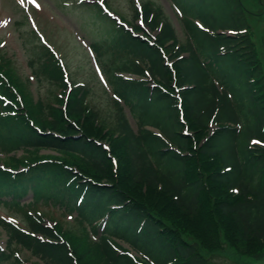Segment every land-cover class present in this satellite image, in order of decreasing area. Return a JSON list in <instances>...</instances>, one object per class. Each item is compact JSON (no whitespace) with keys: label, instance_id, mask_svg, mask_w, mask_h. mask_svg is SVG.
<instances>
[{"label":"trees","instance_id":"obj_1","mask_svg":"<svg viewBox=\"0 0 264 264\" xmlns=\"http://www.w3.org/2000/svg\"><path fill=\"white\" fill-rule=\"evenodd\" d=\"M171 1L183 39L144 0L133 22L147 32L112 23L93 43L108 114L88 83L65 95L63 66L43 45L31 75L0 49V209L22 218L0 216V264H24L19 251L36 264H211L226 244L264 264V69L251 13L242 0ZM41 203L69 227L46 225Z\"/></svg>","mask_w":264,"mask_h":264},{"label":"rangeland","instance_id":"obj_2","mask_svg":"<svg viewBox=\"0 0 264 264\" xmlns=\"http://www.w3.org/2000/svg\"><path fill=\"white\" fill-rule=\"evenodd\" d=\"M79 1L81 0H0L1 47L14 54V60L17 61L19 70L29 75L30 71L27 66L29 58L39 52V41L41 44H47L56 53L61 54V59H65L73 80L90 85V101L108 114L112 109L110 90L107 83H104V79L100 75L99 78L96 76L98 69L95 67V56L88 46L91 41L110 37L109 28H112V25L107 19L94 14L92 9L81 7ZM83 1L96 2V0ZM98 1L101 4L103 2V0ZM132 1L138 7L139 1L143 2L144 0H107L110 2V6L107 3L105 5L110 13L121 15L126 22H131L134 16ZM155 1L163 4L166 13H169L173 17V21L177 23L169 0ZM262 1V5L258 7L259 0H242L247 11L251 13V16H246V18L255 29L259 60L264 69V0ZM32 17L35 22L33 21L34 24L31 26ZM31 28H34L33 32H30ZM41 93L49 95L46 87L42 88ZM128 117L132 126L137 129V123L129 111ZM46 152L51 153L50 151ZM46 152H40V154ZM23 154V151H19L16 155L19 157ZM2 164L0 161V166ZM31 198L32 196L29 195L24 201L27 202ZM10 206H2L0 216H11L22 221L20 216L11 210L7 211ZM38 210L46 219L44 222L49 227L54 226L55 221H62L65 226L69 227L67 222H70L71 219L68 216L63 217L54 206L41 203ZM7 239L5 233L0 229V249L5 250ZM19 253V258L24 264L37 263V259L32 258L30 254H24L23 251H19ZM210 261L211 264H256L255 260L250 257L239 256L237 251L227 244L224 250L215 252Z\"/></svg>","mask_w":264,"mask_h":264}]
</instances>
